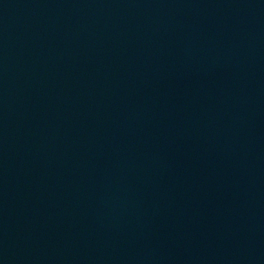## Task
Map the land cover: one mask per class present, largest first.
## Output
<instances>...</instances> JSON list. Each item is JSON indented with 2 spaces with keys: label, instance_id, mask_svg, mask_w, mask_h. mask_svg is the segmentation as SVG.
Here are the masks:
<instances>
[{
  "label": "water",
  "instance_id": "95a60500",
  "mask_svg": "<svg viewBox=\"0 0 264 264\" xmlns=\"http://www.w3.org/2000/svg\"><path fill=\"white\" fill-rule=\"evenodd\" d=\"M0 264H264V0H0Z\"/></svg>",
  "mask_w": 264,
  "mask_h": 264
}]
</instances>
